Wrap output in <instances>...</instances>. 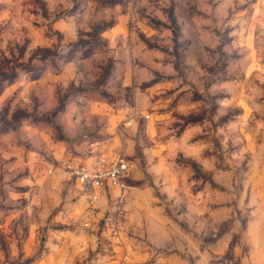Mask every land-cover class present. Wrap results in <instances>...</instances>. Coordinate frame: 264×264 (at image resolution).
Segmentation results:
<instances>
[{"label":"rangeland","instance_id":"374dc122","mask_svg":"<svg viewBox=\"0 0 264 264\" xmlns=\"http://www.w3.org/2000/svg\"><path fill=\"white\" fill-rule=\"evenodd\" d=\"M90 152L131 168L119 246ZM124 254L264 264V0H0V264Z\"/></svg>","mask_w":264,"mask_h":264},{"label":"built area","instance_id":"2783aa9c","mask_svg":"<svg viewBox=\"0 0 264 264\" xmlns=\"http://www.w3.org/2000/svg\"><path fill=\"white\" fill-rule=\"evenodd\" d=\"M96 146V145H92ZM96 151V149H94ZM88 161L65 162L64 172L88 193L91 204L98 201L101 192L112 206V213L108 219L110 235L115 245H121V223L125 214V201L129 189L131 168L128 161L121 156H108L94 153ZM84 228L88 223L83 224ZM127 255H122L117 264H125Z\"/></svg>","mask_w":264,"mask_h":264},{"label":"crops","instance_id":"0c3cea01","mask_svg":"<svg viewBox=\"0 0 264 264\" xmlns=\"http://www.w3.org/2000/svg\"><path fill=\"white\" fill-rule=\"evenodd\" d=\"M100 199H101V200H102V199H107V198H106V193H105V192H101L98 201H99Z\"/></svg>","mask_w":264,"mask_h":264}]
</instances>
